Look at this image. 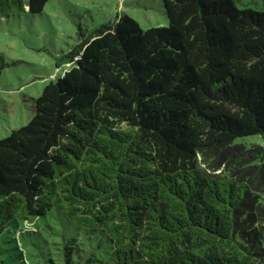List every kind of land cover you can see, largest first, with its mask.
<instances>
[{
	"label": "trees",
	"instance_id": "obj_1",
	"mask_svg": "<svg viewBox=\"0 0 264 264\" xmlns=\"http://www.w3.org/2000/svg\"><path fill=\"white\" fill-rule=\"evenodd\" d=\"M47 1L0 0V16ZM161 3L167 25L123 14L76 44L0 138V223L54 208L107 240L101 257L65 245L63 264H264V196L201 164L264 136V9Z\"/></svg>",
	"mask_w": 264,
	"mask_h": 264
},
{
	"label": "rangeland",
	"instance_id": "obj_2",
	"mask_svg": "<svg viewBox=\"0 0 264 264\" xmlns=\"http://www.w3.org/2000/svg\"><path fill=\"white\" fill-rule=\"evenodd\" d=\"M239 7L264 9V0H236ZM127 14L146 29L167 25L161 0H48L42 12L0 16V138L27 123L32 99L72 62L62 58L103 23ZM201 159L208 171L244 178L264 196V136L230 144L217 157ZM249 183V184H250ZM105 255L104 237L87 233L52 208L45 216L0 223V264H63L62 250Z\"/></svg>",
	"mask_w": 264,
	"mask_h": 264
}]
</instances>
